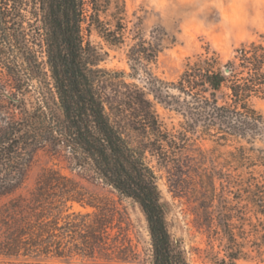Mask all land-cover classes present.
Masks as SVG:
<instances>
[{
    "label": "trees",
    "instance_id": "1",
    "mask_svg": "<svg viewBox=\"0 0 264 264\" xmlns=\"http://www.w3.org/2000/svg\"><path fill=\"white\" fill-rule=\"evenodd\" d=\"M105 4L0 0V98L11 117L0 129V257L63 258L56 232L88 248L106 234L101 215H62L68 204L84 202L76 183L58 171L45 170L28 196L15 195L43 150L138 206L152 264H185L168 232L157 169L187 170L188 143L200 133L239 144L228 154L243 169L237 186L244 209L263 219L253 227L260 229L256 246L264 264V116L252 104L264 100V34L224 65L214 52L195 57L172 83L148 68L159 40L139 38L127 54L129 77L144 74L139 86L127 83L124 72L100 68L107 54L85 38L94 29L110 46L123 43L125 27L100 20ZM155 104L181 117L178 130L164 126ZM237 256L232 249L227 254L231 264Z\"/></svg>",
    "mask_w": 264,
    "mask_h": 264
},
{
    "label": "rangeland",
    "instance_id": "2",
    "mask_svg": "<svg viewBox=\"0 0 264 264\" xmlns=\"http://www.w3.org/2000/svg\"><path fill=\"white\" fill-rule=\"evenodd\" d=\"M104 11L100 20L111 29L117 21L125 27L123 43L110 46L94 29L85 38L107 54L100 68L124 72L127 83L139 86H143L144 74L129 77L127 59L139 38L159 40L160 52L148 68L153 76L172 83L195 57L214 52L224 65L241 45L264 34V0H106ZM252 104L264 116V100L255 99ZM5 106V98H0V129L11 119ZM155 110L168 130H178L179 115L159 104ZM215 139L200 133L191 137L185 160L189 168L182 173L157 169L171 240L185 264H231L227 258L230 249L238 254L233 264H263L256 246L260 229L253 227L258 218L263 219L244 209L237 186L243 169L228 154L239 144ZM48 169L70 178L83 197V204H68L62 215H101L106 220V234L88 248L75 241L76 236L73 240V236L56 232L57 241L63 237L65 257H0V264H152L150 235L138 206L88 174L70 171L62 157L38 151L15 195L28 196Z\"/></svg>",
    "mask_w": 264,
    "mask_h": 264
}]
</instances>
